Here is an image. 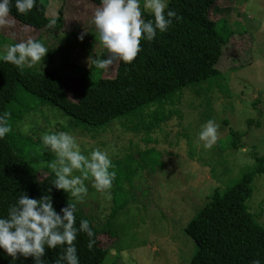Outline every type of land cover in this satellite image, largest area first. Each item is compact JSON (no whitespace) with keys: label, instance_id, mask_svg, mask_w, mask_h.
Segmentation results:
<instances>
[{"label":"rangeland","instance_id":"1","mask_svg":"<svg viewBox=\"0 0 264 264\" xmlns=\"http://www.w3.org/2000/svg\"><path fill=\"white\" fill-rule=\"evenodd\" d=\"M47 1L46 14L52 22L46 28L30 27L11 15L0 24V54L5 45L28 38L40 40L48 52L43 62L31 69L57 70L71 100L78 102L85 85L113 78L119 62L107 70L95 67L84 81V73L91 69V56L106 55L96 43L91 24L98 4L91 0ZM142 4L143 0L141 10ZM59 17L62 23L56 21ZM211 19L230 39L217 65L222 77L191 88L180 102L178 93L174 104L179 113L156 128H147L156 116V105L102 128H75L69 125L72 118L57 107L42 104L38 98L32 101L28 93L20 95L30 102L31 112L16 125L14 132L19 136L12 142L39 179L51 172L48 164L54 159L50 151L46 157L48 149L39 139L49 130L70 131L85 155L97 148L111 158L110 171L115 172L111 199L85 181L87 193L77 204L98 229L105 228L112 211L117 213L111 221L115 236L105 233L100 237L102 247L109 249L104 264H189L197 248L185 232L187 224L215 189L224 192L233 186L258 167L257 157L264 156V0H218ZM82 34L83 40H79ZM170 108L167 106L166 114ZM163 114L160 108V116ZM59 119H66L67 128L59 123L53 127L52 121ZM209 119L218 125V135L206 150L197 133ZM25 122L32 125L27 135L18 127ZM229 129L244 134L243 151L231 148ZM252 189L248 206L264 227V174L255 178ZM61 192L69 200L67 193Z\"/></svg>","mask_w":264,"mask_h":264},{"label":"trees","instance_id":"2","mask_svg":"<svg viewBox=\"0 0 264 264\" xmlns=\"http://www.w3.org/2000/svg\"><path fill=\"white\" fill-rule=\"evenodd\" d=\"M91 1L99 5V0ZM167 2L168 10L175 11L179 21L174 19L167 31L157 33L151 42L141 40V50L131 64L119 62L113 78H102L95 84L85 85L78 102L71 100L64 78L57 70L35 72L28 67L18 69L0 61V114L8 113L12 126V131L0 139V216L6 215L8 206L21 193L34 199L49 195L57 212L71 203L63 197L61 190L52 186L54 176L51 172L39 179L29 171L28 162L13 146L12 139L19 136L14 132L16 125L31 112L30 102H25L20 95L28 93L32 101L38 98L42 104L57 107L72 118L69 125L75 128L84 125L102 128L119 118L136 115L146 106L156 105V116L148 125L149 130L177 116L178 105L174 102L178 93H181L180 102L181 96L191 88L196 89L194 87L203 82H216L222 77L217 65L230 39L218 31L217 22L211 19L218 0ZM48 3L47 0H35L33 9L26 14H18L13 4L9 15L30 27L43 29L52 22L46 14ZM141 11L143 19H152L150 13ZM56 21L62 23V18ZM104 56H91V69L84 73V81H88L95 69L94 60ZM167 106L172 108L166 114ZM160 108L165 112L162 116ZM228 136L232 138L231 148H244V134L229 129ZM142 141L146 142L147 138L144 140L142 137ZM48 154L46 151V157ZM256 159L259 165L254 171L245 173L224 192L215 189L202 210L187 224L185 232L197 248L189 264H250L254 259L264 264V227L257 222L248 206L253 182L264 174V156ZM116 215L112 211L105 228L98 229L76 206V226L81 219H87L96 241L89 251L86 234H77L74 244L79 264L105 263L109 249L102 247L100 237L105 233L115 236L111 221ZM59 254V248H46L44 258L48 264H54ZM9 260L7 256L0 255V264H9ZM16 264H32V261L30 258L18 260Z\"/></svg>","mask_w":264,"mask_h":264},{"label":"clouds","instance_id":"3","mask_svg":"<svg viewBox=\"0 0 264 264\" xmlns=\"http://www.w3.org/2000/svg\"><path fill=\"white\" fill-rule=\"evenodd\" d=\"M34 3L35 0H0V24L7 22L10 5L14 4L18 14H26L33 9ZM142 8L151 14L152 19L142 18L141 0H99L91 24L95 29L96 43L106 55L94 60L97 69L107 70L115 62L131 64L141 50V40L151 42L157 33L167 31L174 19L177 22L180 19L175 11L168 10L167 0H143ZM78 39L83 40V34ZM47 52L43 42L28 38L5 45L0 61L18 69L31 68L42 63ZM8 115L0 114V139L12 131ZM57 123L67 128L66 119L53 120V127ZM18 127L22 134L27 135L32 125L25 122ZM217 130L218 125L211 119L201 126L197 140L204 149L215 144ZM39 139L54 156L48 164L54 176L52 186L67 193L72 202L57 212L49 195H42L39 199L24 193L18 195L8 206L6 215L0 216V255L10 258L9 264L29 258L32 264H48L44 258L45 249L59 248L60 254L54 264H79L74 244L77 234H86L89 251L96 241L87 219H81L76 226L74 212L87 193L85 181H90L105 199H111L115 178V172L110 171L112 161L106 151L97 148L85 155L70 131L49 130ZM250 264H261V261L254 259Z\"/></svg>","mask_w":264,"mask_h":264}]
</instances>
